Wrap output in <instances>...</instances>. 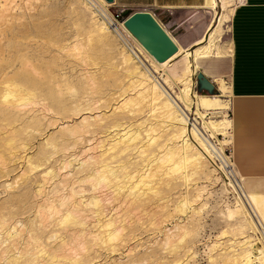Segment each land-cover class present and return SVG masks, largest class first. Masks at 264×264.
<instances>
[{"label":"bare ground","instance_id":"bare-ground-1","mask_svg":"<svg viewBox=\"0 0 264 264\" xmlns=\"http://www.w3.org/2000/svg\"><path fill=\"white\" fill-rule=\"evenodd\" d=\"M2 1L0 3V13L1 14H3V12H1L3 7L7 4V2L9 3V1H12V0H9V1L6 0V2H4L5 1L4 0L3 4H2ZM100 1L104 2V0H100ZM84 2L88 5V3L85 0H84ZM74 3L78 6V8H81L82 11H84V13L87 11V7L85 6V4H83V2L81 0H74ZM234 3H235V1H234ZM234 3H233V0H211L210 1V4L213 6H215L216 4H219L221 6L222 13H221V15L217 21L216 26L209 32L208 37L205 40L204 39L198 40L197 44L191 48L181 45V43L165 29V26L152 13L155 16V18L157 19V21L160 23V25L171 36V38L173 39L174 43L177 46V51L172 56H170L168 59H166L162 62L157 61L155 59V57L153 55H151L143 47V45L136 39V37L133 36L131 34V32L126 27H123V31L133 41V43H135V45L137 47L136 50H138L139 54L142 53L143 55H145V58H147L149 63H145L146 59L144 60L138 56H135V54L133 53V51L129 47H128L129 48L128 50H126L127 48H124L125 51H127V52H125L123 49H121L122 47L118 48L117 47L118 44H116L114 42L113 36L110 34L111 32L109 33V31H111V29L102 20L98 21L97 18L95 19L91 15L92 14L91 12L87 11V12L91 13V14L88 13V15H89V20H88L89 21L88 22L89 28L87 27V29L88 30L90 29L89 32L92 34V35H87V36H90L87 39L88 42L93 39V41L95 40L97 43L98 42L99 43H106V44H108V46L112 45V47L114 48V54L112 56L113 60L111 58L112 65H113V73H115V78H114V81L112 83L113 89L111 88V86H110L111 89L107 88V87H105V89H103V86H98L100 88H97V90H93V88H96L97 86L95 87V85H93V88H92L91 84L94 81V76L96 75V73H98V71L88 69V66L83 67V68L80 66L81 69L79 67V70H75L73 75L70 74L71 77L70 76L69 77L71 79L73 77L75 79V81L76 80L78 81V84L80 83L82 91H81V94L78 92L76 93L77 95L78 94L79 95L77 96V98L75 97L76 99L71 103V105L69 107V110L72 112V113L71 112L70 113L72 115H75L76 119L74 120V122L72 121L71 124H70L71 121L68 122L69 124H67L64 121L65 123H62L59 127L61 131H66L67 136H68V137H64L60 143V149L59 150H60V152H62V154L60 153L61 155L55 154L57 152L56 148H54V149L51 148V152L47 153L42 148V145H41L38 147L37 151L35 152L38 155V160L37 159L33 160L31 155H27L26 152L24 153L25 149H22L24 147L21 148L22 153H18L20 150L17 148H19V146H21V145H20V143H16V142L17 141L20 142L22 139L21 137H20L21 138L20 140L19 139L17 140V138H16L17 141H15V138L12 136L9 138L8 137L7 138L0 137V144L5 146L4 149L8 151V156H7L8 160L7 161H10L9 163H11V161L14 163L17 161L18 163H23L25 165H29V167L31 166L32 169L35 168V169L39 170L38 176L41 179L38 180L39 181L37 184L38 188L37 189L35 188V190L38 193V195L39 194L42 195V192L45 193L44 194V196H45L44 200H45L46 204L43 208H44V210L46 209L45 212H47V214H49L47 216H49V217L55 216L54 214H56V216L59 215V220L57 219L59 221L58 223H65L66 225L68 223V227L66 229L61 228L64 230V233H65L64 235H70L72 237L76 236L78 238L80 236L85 235L86 232L91 233L89 230L86 229L87 226H89L87 218L89 219L90 216L85 217L83 212H81L83 209H85V207H91L94 209V210H92L89 208L91 211H93L92 215L95 214V216H96V218H95L96 223L93 224L94 221L92 223L93 226L95 227V230L97 231V233L96 232H95V234L93 233L94 236H97V238L95 237L96 240L99 238L100 242L102 241L103 243L104 242L107 243V241L113 242V239L117 238V235H118V232H117L118 226H115L113 224L114 221L111 219V217L107 216L108 210L106 211L107 213L103 212L105 209L103 202L107 201L108 205H110L109 201H108L109 199H111V202L112 201L114 202V200L120 201L121 197L124 193H126V196L128 195L129 198H134V200L137 198L140 199V196H142V193L145 192L144 189H148V192H149V190L155 191V189L157 188V185H154V182L156 183V179H153V178H157L158 175H157V177H155V175L159 172H162V173L165 172L168 174L170 173V175L172 174V177L174 176L173 179L175 178V180L183 181L185 183L188 181H191L193 179V181H191V183L188 182L189 185L186 183L189 186V188L192 189L191 196H188L185 194V196H183L182 198L177 200L175 209L178 211H181V212H185L186 209L190 208V212L191 211L197 212V210H196L197 207L194 204L199 203L202 200V198H203L202 194L203 193H205V192L209 193L208 190L204 189V186H202V185L199 186L198 181L202 177L205 179L211 180L210 175H208V173L205 170V163H204L205 157L203 156V152L201 151V148H205V143L201 138L200 131H202V129H204L207 131H212L213 133H219V134H224V135L227 134V130L229 128H231V120L229 119L227 112H226L228 107H229L228 96L230 95V88H229V85L227 84L225 79L216 78V79H213V81L215 83L217 93H214V94L197 93L196 91L192 90V87H193L192 86L193 85L192 84L193 83L192 75H194V74L196 75V73L198 72L200 59L207 57L209 55H218V54L225 52L227 50L226 47H223L218 42L220 41V38H221L222 23L227 21L230 18V13L232 12V8H233ZM8 7L7 8L4 7L3 11L5 9H9ZM88 7H89V5H88ZM6 15H8V13ZM0 16H2V15H0ZM2 19H1V23H2ZM5 21H3V23ZM77 28L80 30L79 27H77ZM0 32H2V31H0ZM2 40L3 39H1V42H3ZM4 40H6V38ZM15 40H16V38H15ZM90 42L87 43V45L90 44ZM81 44H83V43H81ZM85 46H86V44H85ZM20 47H21V45H20ZM41 50L42 49H40V51ZM68 50H69V48H68ZM76 52H78V51H76ZM52 54H53V52H52ZM20 55H21V53H20ZM67 55H65V56H67ZM75 55H73L74 58H75ZM180 55H181V57L175 62V64L173 66H172V64L168 65L172 60L176 59ZM21 56H20V59H22L24 57L23 56L21 58ZM89 56H91V55H89ZM76 57H78V56L76 55ZM82 57H84V56H82ZM25 58H24V60H26ZM52 59H54V58H52ZM55 59H57V58H55ZM59 59L60 58H58V61H59ZM75 59H77V58H75ZM85 59H86V57H85ZM28 62H30V61H28ZM79 62H80V60H79ZM87 62H89V61H87ZM45 63H47V62L45 61ZM49 63L52 65L51 61ZM18 64H20V63H18ZM69 64L70 63H68V65ZM63 65H64V63H63ZM95 65H97V64H95ZM112 65L110 64L111 69H112ZM45 66H47V65H45ZM55 66L56 65H54L53 67H55ZM31 67H33V65ZM71 68H73V67H71ZM76 68H78V67H76ZM158 69L164 70V73L161 75V77H156L157 75L155 76V74H154V72L157 73ZM26 70L27 69L25 68V70H22L20 72V74L21 75L25 74ZM32 70H33V68H32ZM14 71H13V73H14ZM15 72L17 73L18 71H15ZM71 72H72V70H71ZM3 73H5V72H3ZM67 74H69V73H66V75ZM12 75H9L10 77L9 76H5V77L6 78L9 77L11 79ZM66 75H65L64 80H62L64 82L66 80ZM104 75L107 76V74H104ZM0 76H2V75L0 74ZM40 76H41V74H40ZM52 76H54V74H52ZM55 76H56V74H55ZM97 76H99V73L97 74ZM106 76H105V78H106ZM23 77H24V75H23ZM108 77H110V76H108ZM113 77H114V75H113ZM24 78H25V82L28 81L27 75ZM43 78L44 77H42V79ZM102 78H104V77H102ZM37 79H39V77H37ZM60 79H62V78H60ZM69 79L67 77V80H69ZM92 79H93V81H92ZM49 80L50 79H47V82ZM90 81H92V82H90ZM22 82H23V80H22ZM49 82H48V84H49ZM8 83H9V81H8ZM6 85L7 84L5 83V86ZM9 85H12V83ZM52 85H54V84H52ZM64 86L67 87L66 85H64ZM20 87H23V85ZM35 87H37V86H35ZM11 88H12V86H11ZM17 88L14 90L18 91ZM54 88H55V86H54ZM62 88H59L58 93H59L60 89H62ZM8 89L11 90L10 87H8ZM21 89H23L25 92L21 93L22 92V90H21V92H18L19 96L17 94H14L13 92H10V91L6 92L7 89L5 90L6 93H4L3 96H0L1 100H3L1 102L2 103L5 102L4 104L0 103V116L1 117L3 116L4 120H2V121L5 122V120H7V122H5L6 124L0 125L1 134L4 133L5 130H6V132L9 130L11 133H13L16 130L15 127L17 125V124L16 125H13V124H15V121L17 122V120L26 121V123H27V121H33V122L39 123L40 118H42L41 117L42 112L38 113L36 111L37 107L34 110L32 109V111L30 109L24 110V108L26 107L25 104H29V103H27L28 100H34V99H31V96L34 92L33 93L28 92L29 90L27 89V86H26V88L24 87ZM25 89H27L28 91ZM71 89H73V88H71ZM79 89H80V87H79ZM33 90L35 91L36 89L34 88ZM67 90H68V93L69 92H71V93L76 92V91L73 92L72 90L69 91V89H66V91ZM66 91H64V94H66L65 93ZM78 91H80V90H78ZM96 91L98 93H101L98 98H95V96H94L95 95L94 92H96ZM48 94L51 96V92ZM59 94H57V95L59 96ZM8 95L11 96V99H9L10 97H8ZM71 95H73V94H71ZM3 97H4V99H3ZM120 97L121 98L125 97L126 100L129 99V101H131V103L133 101V103L130 104L131 107H130L129 112L119 113L117 111V109H119V108H117V101L120 99ZM25 101H27V102H25ZM55 101H57V103H59L60 108L62 110L65 109V106L61 105L63 103L62 100L56 99ZM63 101H64V99H63ZM29 102H31V101H29ZM127 103L129 104L130 102H127ZM32 104H31V106H35L34 104L33 105ZM130 105H128V106H130ZM121 108H123V107L121 106ZM44 110L46 112V108ZM69 110H68V112H69ZM63 111H65V110H63ZM189 113H191V114L193 113L195 115L194 116L195 119L197 120V122L194 121V125H192L191 127L188 124ZM66 119L68 120V118H66ZM70 120H71V118H70ZM53 122H55V121L53 120ZM56 123H58V122H56ZM53 124L54 123H52V125ZM17 127H19V126H17ZM25 127H27V126H25ZM25 127L23 126L24 131L27 130V129H25ZM56 129H54V130L56 131ZM21 130H22V128H21ZM60 130L57 129L58 133ZM35 131H37V130H35ZM51 131H52V129H51ZM15 134L16 135H14V136L18 137L17 133H15ZM49 134L52 135V133H49ZM6 135H8V134L6 133ZM18 135H19V133H18ZM49 137L50 136H48V137L46 136V138L43 139L44 140L43 143L47 142V144H48V141L50 139ZM58 139H59V137H58ZM97 139H98V141L95 142V144H96L95 146H97L96 148L101 147V152L95 158L94 155H90V154H92V152H90L89 149L93 148V147H90V145L92 144L93 140H97ZM60 140H61V138H60ZM81 143H83V144H81ZM23 144L24 143L22 142V145ZM79 144H81V145H79ZM2 145H1V147L3 148ZM50 145H53V143L51 144V142H50ZM95 146H94V149H96ZM45 149H47V148H45ZM0 150H1V148H0ZM98 150H99V148H98ZM93 151H95V150H93ZM0 154H3V153L0 152ZM96 154H98V153H96ZM0 157H1L0 158L1 159L0 162H1L4 157H2L1 155H0ZM3 160H6V159H3ZM2 162L4 163V164L2 163L3 164L2 167L4 166L7 169L8 163H6L5 161H2ZM74 163L76 165L73 168H69L70 165L74 164ZM128 168H130V170ZM1 172H3V171L1 170ZM25 173H28V172H25ZM2 174H4V172ZM161 175L162 174L160 173V176L158 177L159 178L158 183L161 181V178H160V177H162ZM77 181L78 182L79 181H83V182L91 181L88 184L92 183L89 187H93V188H95V186H97V187L109 186V189H107V190H111L110 187L113 189L110 192L100 191L103 193V194L101 193L103 196H101V194H96V191H95V192H93V194H90L86 197L85 194L82 193L83 190H81L80 188L79 189L81 191H79L78 189L77 190L75 189L74 183H76ZM163 181H166V180H163ZM124 182L125 183L127 182L128 185L127 186L123 185V184H125ZM4 184H6V183H4ZM139 184H140V186L142 185V187L144 186L143 190H141V191H139V187H140V186H138ZM45 186H46V188H45ZM123 186L126 187L125 188L126 190H124ZM159 187H160V185H159ZM165 187H166V184H165ZM106 188H108V187H106ZM241 190H242V194H239V197L237 200L234 201L233 206L225 204V209H224L225 210L224 213L228 218H230V219L236 218L238 220L237 222H239V225H238V227H236L237 228L236 231H237V233H239L238 235H240V239L238 237H237L238 239L237 238L234 239L232 237L233 240L230 243H228L226 241L228 243V244L226 243L228 245L227 247H229V246L231 247L228 249V251L229 250L230 251L229 252H226V251L219 252V255H220V253L222 255H225V257H226L225 259L226 260L228 259V262H226V263H229V264H264V222H263L261 214H260V212H259V210H258V208L255 205L254 200H253V196L256 199L257 195L253 193V196H251L248 193V191L245 190L244 186L241 188ZM97 192H98V190H97ZM37 193H36V195H37ZM153 196H155V195H153ZM123 198H124V196H123ZM158 198L162 199L160 197H158ZM164 198L166 199L165 196L163 197V199ZM167 198H169V197H167ZM153 199H151V200H153ZM123 200L125 201L126 199L124 198ZM131 200H133V199H130L129 201H127V202H129V205L130 204L132 205V203L134 202V200H133V202H131ZM124 201H121V202H124ZM151 202H153V201H151ZM137 203H139V202H137ZM105 205H106V203H105ZM123 205H124V203H123ZM157 205H155V206H157ZM119 207H120V205H119ZM121 207H122V204H121ZM163 207H164V204H163ZM129 209H131V207ZM38 210H37V213H38ZM60 210H63V212L58 213V212H60ZM123 210L125 212L124 208H123ZM110 214L111 213L109 212V215ZM102 215H105L106 218L103 219ZM49 217H48V219L51 218V217L50 218ZM44 218H43V220H44ZM37 221H38V219H37ZM17 222L18 221H16V223ZM3 223H4V219H2L0 221V243L2 244V242H4L5 245H6L5 241H7L8 243H7L6 247L4 248V250L0 252V257L1 258L3 257L10 264L11 263L12 264L13 263L14 264H67L66 262H61L62 260H60L61 258L60 259L58 258L59 256H62L64 258L70 260L74 264H81L80 263V262H82L81 260L86 259L85 255H84V258L81 259V258L77 257L78 258L77 259L76 257L73 258V256L70 257V255L69 256L65 255L63 252L59 254L56 251L49 250V249L47 250L43 247L40 249H38L36 247L38 250H34V251L30 250L31 252H26V253L23 252L25 250L22 251V249H23V247H22L21 253H24V254L21 255V258H20V256L17 254V252L19 253L18 248L21 247L20 242H19V247L15 248L16 250L13 249V246L15 247L16 241L19 239V238H17L18 234H20L21 231L20 232L18 231L19 229L17 228L15 223L14 224L13 223L8 224V225H4L5 223L4 224ZM26 223H28V222H26ZM157 223H160V221ZM50 225H51V223H50ZM112 225H113V227H112ZM154 225H156V224H154ZM59 226H60V224H59ZM61 226H62V224H61ZM93 226H91V227H93ZM246 228L252 229L251 231L254 233H256V232L260 233V237L256 238L255 236L253 237V235L251 236L249 234H246L247 233ZM22 230H23V228H22ZM164 231L166 232V229ZM189 231L185 228L183 229V231H181V233L177 237V238H179L178 239L179 243L184 240L186 234L189 233ZM57 233H59V232H56V231L53 232L52 231V233H50V235H48V238L54 239L55 237H57ZM28 234H29V232H28ZM222 234H225V232H223ZM169 235H170L169 233H167L165 235L166 237L164 239H165L166 243H165V241H164V243L167 244V247H169L170 250H173L175 247H177L176 245H178V244H176V243H178V242L175 241V243H171L173 241H170ZM2 236H4V238ZM63 237H61L62 240H63ZM72 237H70V238L72 239ZM76 237L74 239H76ZM90 237L92 238V236H90ZM1 238H3V239H1ZM31 238H34V237H31ZM58 238H59V236H58ZM27 239H28V237H27ZM96 240H95V242H96ZM35 241H37V240H35ZM215 242L216 241H214V243L211 244L212 249H215L219 245L218 244L219 241L217 243H215ZM17 243H18V241H17ZM58 243H60V242H58ZM103 243H102V246H103ZM181 243H183V242H181ZM258 243L260 244L259 246H258ZM35 244L37 245V242ZM39 244H40V242H39ZM39 244H38V246H39ZM72 244H73V241H72ZM113 244H112V246H113ZM69 245L71 246V244H69ZM94 245H95V243H94ZM222 245H224V244L222 243ZM11 246H12V248H11ZM93 246H91V247H93ZM220 246L221 245H219V247ZM225 246L226 245H224V247ZM24 247H26V246H24ZM179 247H180V245H179ZM222 247H221V249H222ZM1 248H3V247H1ZM7 248H10V250H7ZM11 249H13V250L11 251ZM72 249H74V248L72 247ZM64 250H66V249H64ZM183 250H184L183 251L184 252V254H183L184 255V261L185 260L187 261V260L194 258L195 252L192 249H190L188 247V248H186V250L185 249H183ZM222 250H224V248ZM10 251L13 253L9 254ZM61 251H62V249H61ZM69 252H71V250ZM65 253H67V251ZM95 253H96V251H95ZM81 257H83V255ZM214 257L212 254L208 255L209 259L208 258L207 259L209 260V263H211V262H212V264L214 263V260H216ZM181 258H183V257H181ZM223 258H224V256H223ZM163 259H165V258L163 257ZM169 259L172 260L171 261L172 263L176 264L177 261L173 262V258H169ZM225 259H224V261H225ZM101 261H103V260H101ZM184 261H182L181 264H186V261L185 262ZM178 262H179V260H178ZM221 262H219V263H221ZM215 263H216V261H215ZM226 263H221V264H226ZM4 264H5V261H4ZM70 264H72V263H70ZM90 264H91V262H90Z\"/></svg>","mask_w":264,"mask_h":264},{"label":"rangeland","instance_id":"rangeland-1","mask_svg":"<svg viewBox=\"0 0 264 264\" xmlns=\"http://www.w3.org/2000/svg\"><path fill=\"white\" fill-rule=\"evenodd\" d=\"M1 1L2 0H0V3H1ZM3 1H2V4L4 2H6V0L4 2ZM7 1H9V0H7ZM81 1L87 7V11L91 12L92 14L87 12V11H86L87 13L85 12L86 13L85 14L84 11H82L81 8H78V6L74 3V0H12V1H9V3L7 2V4H8V5L6 4L7 6L6 5L4 6L5 8H7L9 6L8 7L9 9H5L3 11V9H4V7H3V9L1 10V12H3L4 15L0 13V15H2V16H0V31H2V32H0V42H1V39H3L2 40L3 42L0 43V69H1L0 74L2 75V76H0V83H1L0 84V90H1L0 96H3V94L6 93L7 91L13 92L14 94L18 95L19 94L18 92H21V90H22L21 93L25 92L21 88H24V87L26 88V86H27V89L29 91L27 89H25V90H27L28 92H31V93L34 92L31 96V99H34V100H28V102L25 101L29 104H25L26 107L24 108V110L30 109L32 111V109L34 110L37 107L36 111L38 113H41V112L43 113V114L41 113L42 116L40 115L42 118H40L41 122L39 121V123H36L33 121H27V123H26V121H19V120H17V122L15 121V124L12 123L13 125L17 124L16 127L14 126L17 131L15 130L14 132L17 133L18 137L14 136L16 134L14 132L11 133L8 129L7 130L9 132L8 131L6 132V130H5V132L8 135H6L5 132L2 134L0 132V137H4V138L8 137L9 138L12 136L15 138V141H17L18 139L20 140L22 138L20 142H18V141L16 142V143H20V145H21V146H19V148H17L20 150V151L18 150L19 151L18 153H22L21 148L24 147V148H22V149H25L24 153L26 152L27 155H31L33 160H36V159L38 160V155L35 152L37 151L38 147L41 145H42V148L47 153L51 152V148H53V149L56 148L57 152L54 150L56 152L55 154L56 155L62 154V152H60V150H59L60 149V143L64 137H68V136H67V132L61 131L59 127L62 123H65V122L67 124H69L68 122L71 121L70 122V124H71L72 121L74 122V120L76 119L75 115L71 114L72 112L69 110V107H70L71 103L79 95V94L77 95L76 93L78 92L81 94V91H82L80 83L78 84V81L76 80L77 81L76 82L73 77H72V79L70 78L71 75H73L75 70H79L80 66L82 68L88 66V69L97 70L99 73V76H97L98 73H96V75L94 76V81H93V79H92L93 82L90 81V82H92V84L89 82L92 85V88H93V85H95V87L97 86L96 88H93V90H97V88H100L98 86H103V89H105V87L110 88V86H111V88L113 89L112 83H113L114 78H115V73H113V65H112L113 58H112V56L114 54V48L112 47V45L108 46V44H106V43H99V42L97 43L95 40L93 41V39L92 40L89 39L91 42L89 41L90 44L87 45V43H89L87 39H88V37H90L87 35H92L89 32L90 29L89 30L87 29V27L89 28V23H88L89 22L88 21L89 15H88V13L91 14L95 19L97 18L98 21H100L101 19H99L91 11V9L84 2V0H81ZM234 1L236 2V0H233V3H234ZM215 11H216V14L213 15L212 19L210 20V22L213 20L212 26L216 25V23L219 19V16L222 12L219 5ZM7 13H8V15H6ZM1 19H2V23H1ZM3 21H5V22L3 23ZM160 22L165 26V24L161 20H160ZM228 25H229V22L224 24L223 30L221 33L220 41L219 42L217 41L218 43L228 42L231 39L230 27ZM77 27H79L80 30ZM212 28H214V27H212ZM165 29L171 35L175 34V33H172L171 31H169L168 27H166V26H165ZM204 29H205V31L201 36H204V40H205V38L208 37L210 28L203 27V30ZM109 33L113 36L114 42L116 44H118L117 47L118 48L122 47L121 49H123L125 51V49H124L125 47H123V45L118 40L116 35L112 31H109ZM201 33H202V31H201ZM201 36H199V37H201ZM199 37H197V38H199ZM5 38H6V40H4ZM15 38H16V40H15ZM128 39L131 41L133 47L135 49H137L135 43H133V41L129 37H128ZM81 43H83L84 45ZM180 43H181V45L184 46V44L182 42H180ZM85 44H86V46H85ZM20 45H21V47H20ZM68 48H69V50H68ZM40 49H42V50L40 51ZM75 50L78 52H76ZM52 52H53V54H52ZM125 52H127V51H125ZM20 53L22 56L20 55ZM75 54L79 58L76 57ZM65 55H67V56H65ZM73 55H75V58H77L78 60L75 59ZM89 55H91V56H89ZM20 56H21V58L23 56L24 57L22 59H20ZM82 56H84V57H82ZM139 56L141 59L147 60V58H145V55H143L142 53H140ZM51 57L54 59H52ZM85 57H86V59H85ZM180 57H181V55L179 57H177L176 59L172 60L168 65L172 64V66H173L175 64V62ZM24 58L26 60H24ZM55 58H57V59H55ZM58 58H60L59 61H58ZM111 58H112V60H111ZM79 60H80V62H79ZM146 60H145V63H149V61L147 60L148 61L147 62ZM28 61H30V62H28ZM45 61L47 63H45ZM48 61L49 62L51 61L52 65ZM87 61H89V62H87ZM67 62L70 64L68 65ZM18 63H20V64H18ZM63 63H64V65H63ZM95 64H97V65H95ZM110 64L112 65V69H111ZM32 65H33V67H31ZM45 65H47V66H45ZM54 65H56V66L53 67ZM70 66L73 67L74 69L71 68ZM24 67L27 70H26V73L23 75H24V77H26V75L28 76V81H26V82H25V78L23 77V75L20 74V72L22 70H25ZM76 67H78V68H76ZM81 67H80V69H81ZM32 68H33V70H32ZM14 70L18 71V72L16 73ZM71 70H72V72H71ZM13 71H14V73H13ZM3 72H5V73H3ZM39 73L41 74V76ZM66 73H69V74L66 75ZM163 73H164L163 69H158L157 73L154 72L155 76L157 75L156 77H161V75ZM52 74H54V76H52ZM55 74H56V76H55ZM104 74H107V76ZM9 75H12L11 79L9 78L10 77ZM65 75H66V80L64 82L62 80H64ZM113 75H114V77H113ZM5 76H9V77L6 78ZM105 76H106V78H105ZM108 76H110V77H108ZM37 77H39V79H37ZM42 77H44L45 79L43 78L44 79L43 80ZM67 77H68V79L69 78L70 79L67 80ZM102 77H104V78H102ZM60 78H62V79H60ZM47 79H50L49 80L50 82L48 81L49 84L47 82ZM22 80H23V82H22ZM192 80H193L192 90L196 91V89L194 87L195 74L192 75ZM8 81H9V83H8ZM10 82L12 83V85H9V84H11ZM5 83L7 84L6 86H5ZM52 84H54V85H52ZM22 85H23V87H20ZM64 85H66L67 87H65ZM214 85H215V83H214ZM11 86H12V88H11ZM35 86H37V87H35ZM54 86H55V88H54ZM8 87H10V89L12 91L9 90ZM15 87L18 89V91L14 90V89H16ZM33 87L38 92L36 90L34 91ZM70 87L73 89H71ZM79 87H80V89H79ZM59 88H62L59 91V93L61 92L60 94L62 96L58 93ZM215 88H216V86H215ZM66 89H69V91L72 90L73 92L76 91V92H74L76 95L74 93H71V92L68 93V90L66 91ZM5 90H6V92H5ZM78 90H80V91H78ZM64 91H66L65 92L66 94H64ZM50 92H51V96L48 94ZM57 94H59V96ZM71 94H73V95H71ZM94 94H95L94 95L95 98H98L101 93H98L96 91V92H94ZM8 97H10L9 99H11V96L8 95ZM3 99H4V97H3ZM56 99L62 100L63 103L61 105L65 106V109H63L65 111H63L60 108L59 103H57V101H55ZM63 99H64V101H63ZM127 100L125 99V97H123V98L120 97V99L117 101V108H119V109H117V111L119 113L129 112L130 107H131L130 104H132L133 101L131 103V101H129V99H127ZM1 101H3V100H1V97H0V103L1 104L5 103V102L2 103ZM29 101H31V102H29ZM126 101L130 102V103L128 104ZM32 103L35 106H31ZM128 105H130V106H128ZM121 106L123 108H121ZM44 107L46 108V112L44 110L45 109ZM67 109L69 110V112ZM228 110L229 109H227V111H226L227 115H228ZM189 114H191V113H189ZM228 117H229V115H228ZM66 118H68V120ZM70 118H71V120H70ZM2 120H4L3 116L2 117L0 116V125L6 124L5 122H7V120H5V122ZM53 120L55 122H53ZM56 122H58V123H56ZM52 123H54V124L52 125ZM17 126H19L20 128ZM23 126L24 127L27 126V127H25V129H27L26 131H24ZM55 127L58 130H60L59 133ZM21 128L23 131L21 130ZM53 128L56 129V131ZM51 129H52V131H51ZM35 130H37V131H35ZM18 133H19V135H18ZM49 133H52V135H50ZM229 134L231 137V133H229ZM46 136L47 137L50 136L48 144H47V142L43 143V141H44L43 139H45ZM58 137H59V139H58ZM16 138H17V140H16ZM60 138H61V140H60ZM96 141H98V139L93 140L92 144L90 145V147H93V148L89 149L90 152H92V154H90V155H94L95 158L101 152V147H98L99 148V150H98V148H96L97 146H95ZM22 142L25 145L24 144L22 145ZM50 142H51V144L53 143L54 146L50 145ZM81 144H83V143H81ZM81 144H79V145H81ZM1 145L2 144H0V148H1L0 152L3 154H0V155L2 157H4L3 159H6V160L2 159V161H5L6 163H8L7 164L8 166H7V169L3 166L5 168L4 169L2 167V165L4 163L2 161L0 162L1 163L0 169L2 168L1 170L5 174V175L2 174L3 172H1V170H0V174H1L0 175V221L2 219H4V223H5V224L3 223L4 225L15 223L17 228L19 229L18 231L22 232V233L20 232V234H18V237H17V238H19L17 240L18 243L16 241L15 247L13 246V249H15L16 247L18 248L19 242H20L21 247L18 248V251L20 254L17 252V254L20 256V258H21V255H23L26 252L38 250V249L43 247L47 250L49 249V250L56 251L59 254L63 252L65 255H68V256L70 255V257L73 256V258L78 257V258L82 259V258H84V255H85L86 259L81 260L82 261V262H80L81 264H90V262H91V264H169V263L175 264V263H172L171 262L172 260L169 258H173V262H176V261L178 262V260H179L178 263L181 264V262L184 261V255H183L184 250L183 249L186 250V248L189 247L190 249H192L195 252V256L193 259H190L187 261L185 260L186 264H212V262L209 263V260H208L209 259L208 255H210V254H212L213 257L216 255L214 257L216 260H214L213 264H221V263L228 262V259L226 260L225 255H222L221 253L219 255V252H222V251L229 252L230 251V250L228 251V249L231 247L230 246L227 247L228 246L227 244L233 240L232 237L234 239L237 237L240 239V235H238L239 233H237V231H236V229H237L236 227H238V225H239V222H237L238 220L236 218L230 219L224 213L225 212V210H224L225 204L233 206L234 202L231 203V202H227V201L226 202L221 201L222 197L220 198V195L223 192H222V190H219L218 177L214 174V171L210 169L209 164L207 163V161L205 159H204L205 170L208 173V175H210L211 180L205 179L202 177L198 181L199 186H201V185L204 186V189L208 190L209 193H206V192L203 193L202 194V197H203L202 200L199 203L194 204L197 207V209H196L197 212H193V211L190 212V208L186 209L185 212H181V211H178L175 209L177 200H179L180 198L185 196V194L188 196H191L192 189L189 188L188 182L191 183V181H193V179L191 181L186 182L188 184L187 185L183 181L175 180V178L173 179L174 176L172 177V174L170 175V173L168 174L165 172H163V173L159 172L155 175V177H157V175L159 177L160 173H161L162 174L161 175L162 177H160L161 181L158 183L159 178L158 177L153 178V179H156V183L154 182V185H157V188L155 189V191L149 190V192H148V189H144L146 193L143 192L142 196H140V199L139 198L135 199L136 201L134 200V198H129V196L128 195L126 196V193H124L122 195L120 201L114 200V202L113 201L111 202V199H109L108 201H109L110 205H108L107 201L103 202L104 203L103 205L105 206L104 208L106 209V210L104 209L103 212H105V213L108 212L107 216H110L111 219L114 221L113 224L115 226H118L117 238H114L115 240L113 239V242L107 241V243L106 242L103 243L102 241L100 242L99 238L96 240L97 236H94L95 232L97 233V231L95 230V227L93 226V224L96 223V219H95L96 216H95V214L92 215L93 211H91L90 209H92V210H94V209L91 207H85V209H83L81 211V212H83L85 217L90 216L89 219L87 218L89 226H87L86 229L89 230L91 233L86 232L85 235L87 237L85 235H83L84 237L80 236L78 238L75 236L76 239H74L75 237H72L70 235H64L65 234L64 230L61 228L66 229L68 227V223H67V225L65 223H58L59 222L58 221L59 215L56 216V214H54L55 216H50L51 218L49 216H47L49 214H47V212H45L46 209L44 210V208H43L46 204L45 200H44V198H45L44 194L45 193L42 192V195L41 194L38 195V193L35 190V188L36 189L38 188V185H37L39 182L38 180L41 179L38 176L39 170L35 169V168L32 169L31 166L29 167V165H25L23 163H18L17 161L15 163L12 161H11V163H9L10 161H7L8 160L7 159L8 151L4 149L5 146L2 145L3 146V148H2ZM94 146L96 149H94ZM45 148H47V149H45ZM93 150H95V151H93ZM96 153H98V154H96ZM75 165H76L75 163L71 164L69 168H73ZM128 169L130 170V168H128ZM25 172H28V173H25ZM163 180H166V181H163ZM86 181L85 182H83V181L78 182L77 181L76 183H74L75 189L76 190L78 189L79 191L83 190L84 192L82 191V193H84L86 197L90 194H93V192H95V191H96V194H101L102 192H106V191L110 192L113 189L110 187L111 190H107V189H109V186H104L105 188L100 187V186L99 187L95 186V188L97 187L95 189L93 187H89L92 183L91 184H88V183H90L91 181H88V182H86ZM4 183H6V184H4ZM126 183L123 185L127 186L128 183L127 184ZM165 184H166L167 188L165 187ZM159 185H160V187H159ZM46 186H45V188H46ZM125 186H123L124 190H126ZM138 186H140V184ZM106 187H108V188H106ZM143 188H144V186L142 187V185H141L139 187V191L143 190ZM97 190H98V192H97ZM100 191H102V192H100ZM36 193L38 196L36 195ZM151 193L155 196H153ZM248 193L251 196H253L252 192H248ZM102 194H101V196H103ZM123 196L126 199L125 200L126 202L123 200L124 199ZM162 196L163 197L165 196L167 200L165 198L163 199ZM158 197H160L162 199H159ZM167 197H169V198H167ZM130 199L134 200V202H133V200H131V202H133L132 205L131 204L129 205V202H127ZM151 199H153V200H151ZM253 200H254V203L257 206V208L261 214V217L263 219V222H264V199H262V198L261 199H259V198L255 199V197L253 196ZM121 201H124V202H121ZM151 201H153V202H151ZM137 202H139V203H137ZM157 202L158 203L160 202V203L158 204ZM105 203H106V205H105ZM123 203H124V205H123ZM162 203L164 204V207H163ZM121 204H122V207H121ZM119 205H120V207H119ZM155 205H157V206H155ZM130 207H131V209H129ZM123 208L125 209V212H124ZM37 210H38V213H37ZM86 210L87 211L89 210L91 213L89 211L87 212ZM62 212H63V210H60V212H58V213H62ZM109 212L111 213L110 215H109ZM48 217L51 220L48 219ZM36 218L38 219V221ZM43 218H44V220H43ZM102 218L103 219L106 218L105 215H102ZM16 221H18L17 222L18 224L16 223ZM93 221H94V223H93ZM159 221H160V223H157ZM26 222H28V223H26ZM50 223H51V225H50ZM59 224H60V226H59ZM61 224H62V226H61ZM154 224H156V225H154ZM90 225L93 226L94 228L91 227ZM112 227H113V225H112ZM22 228H23V230H22ZM184 228L187 229L188 231L189 230L190 231H189V233L186 234L184 240L181 241L183 243H181V242L179 243L178 242L179 238H177V237L179 236L181 231H183ZM165 229H166V232L164 231ZM249 229L250 228H246V230H247L246 234H249L251 236L253 235V237L255 236L256 238L260 237V233H257V232L254 233L251 231L252 229H250V230ZM52 231L53 232L54 231L59 232V233H57V237H55L54 239L48 238V235H50V233H52ZM222 231L225 232V234H222L223 233ZM28 232H29V234H28ZM167 233H169L171 235V236L169 235L170 241H173L171 243H175V241L178 242V243H176V244H178V245H176L177 247H175L173 250H170V248L167 247V244H165L166 241L164 238L166 237L165 235ZM58 236H59V238H58ZM90 236H92V238ZM2 237L4 238V236H2ZM27 237H28V239H27ZM31 237H34V238H31ZM61 237H63V240ZM70 237H72V239ZM3 238H1V239H3ZM34 239L37 241H35ZM95 240H96V242H95ZM38 241L40 242V244ZM72 241H73V244H72ZM164 241H165V243H164ZM214 241H216L215 243H217L219 241L218 244L221 246L219 247V245H218L215 249H212L211 244L214 243ZM5 242L7 245L8 242L7 241H5ZM36 242H37V245L35 244ZM58 242H60V243H58ZM3 243L4 242H2V244L0 243V246L2 245L1 247H3V248L0 247V252L3 251L4 248L6 247L5 243L4 244ZM94 243H95V245H94ZM102 243H103V246H102ZM222 243L226 246L224 247V245H222ZM38 244L40 247L38 246ZM69 244H71V246ZM112 244L114 247L112 246ZM179 245H180V247H179ZM259 245L260 244L258 243V246ZM24 246H26V247H24ZM91 246H93V247H91ZM22 247H23V249H22ZM72 247L74 249H72ZM221 247H222V249L224 248V250H222ZM11 248H12V246H11ZM13 249H11V251ZM21 249H22V251L25 250V251H23L24 253H21L22 252ZM61 249H62V251H61ZM64 249H66V250H64ZM69 249L71 250V252H69L70 251ZM7 250H10V248H7ZM11 251L9 254L13 253ZM66 251H67V253H65ZM95 251H96V253H95ZM82 255H83V257H81ZM223 256H224V258H223ZM163 257L165 259H163ZM181 257H183V258H181ZM58 258L59 259L61 258L60 259V260H62L61 262H66L67 264H70V263L74 264L73 262H71L70 260H68L62 256H59ZM224 259H225V261H224ZM3 260L5 261V264H10L3 257L2 258L0 257V264L1 263L4 264ZM101 260H103L104 262ZM215 261H216V263H215ZM177 262H176V264H178ZM219 262H221V263H219ZM226 264H229V263H226Z\"/></svg>","mask_w":264,"mask_h":264},{"label":"crops","instance_id":"crops-1","mask_svg":"<svg viewBox=\"0 0 264 264\" xmlns=\"http://www.w3.org/2000/svg\"><path fill=\"white\" fill-rule=\"evenodd\" d=\"M210 1L114 0L110 9L124 7L127 16L146 9L191 48L204 39L203 27L210 32L216 26L210 20L219 4L213 6ZM227 22L231 39L220 43L227 50L200 59L198 71L213 84V79L223 78L229 85L233 161L245 190L264 199V0H236L222 30Z\"/></svg>","mask_w":264,"mask_h":264},{"label":"built area","instance_id":"built-area-1","mask_svg":"<svg viewBox=\"0 0 264 264\" xmlns=\"http://www.w3.org/2000/svg\"><path fill=\"white\" fill-rule=\"evenodd\" d=\"M94 14L100 18L116 35L121 44L127 48H131L135 56H139L138 51L133 47L128 36L123 31L124 20L127 16L124 15L125 8L118 7L115 10H111L112 3L104 2L100 0H85ZM129 47V48H128ZM195 87V83H194ZM188 124L191 127L194 125V114L188 115ZM230 129L227 130V134L213 133L202 129L200 135L205 143V148H201L205 160L209 164L211 170L218 177L219 190H222L220 195L223 202H234L238 199L239 194H242L241 188L244 186L242 178L240 177L232 155V140L230 137Z\"/></svg>","mask_w":264,"mask_h":264},{"label":"water","instance_id":"water-1","mask_svg":"<svg viewBox=\"0 0 264 264\" xmlns=\"http://www.w3.org/2000/svg\"><path fill=\"white\" fill-rule=\"evenodd\" d=\"M105 1L114 2V0ZM123 24L157 61L162 62L177 51L171 36L150 11L146 9L133 11L125 18ZM195 89L197 93H217L211 79L202 71H198L195 75Z\"/></svg>","mask_w":264,"mask_h":264},{"label":"trees","instance_id":"trees-1","mask_svg":"<svg viewBox=\"0 0 264 264\" xmlns=\"http://www.w3.org/2000/svg\"><path fill=\"white\" fill-rule=\"evenodd\" d=\"M125 16H127V15H125ZM203 93H205V92H203Z\"/></svg>","mask_w":264,"mask_h":264}]
</instances>
